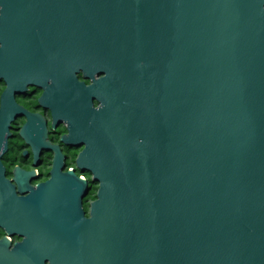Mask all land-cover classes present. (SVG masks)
<instances>
[{"label": "water", "instance_id": "obj_1", "mask_svg": "<svg viewBox=\"0 0 264 264\" xmlns=\"http://www.w3.org/2000/svg\"><path fill=\"white\" fill-rule=\"evenodd\" d=\"M76 22L72 70L105 74L122 126L82 153L79 264H264V0H76Z\"/></svg>", "mask_w": 264, "mask_h": 264}, {"label": "flooded vegetation", "instance_id": "obj_2", "mask_svg": "<svg viewBox=\"0 0 264 264\" xmlns=\"http://www.w3.org/2000/svg\"><path fill=\"white\" fill-rule=\"evenodd\" d=\"M76 25V0H0V264L95 256L78 245L99 188L82 153L122 126L104 130L105 74L72 70Z\"/></svg>", "mask_w": 264, "mask_h": 264}]
</instances>
